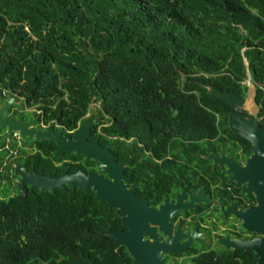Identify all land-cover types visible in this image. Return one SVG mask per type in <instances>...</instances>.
Here are the masks:
<instances>
[{
    "label": "trees",
    "instance_id": "obj_1",
    "mask_svg": "<svg viewBox=\"0 0 264 264\" xmlns=\"http://www.w3.org/2000/svg\"><path fill=\"white\" fill-rule=\"evenodd\" d=\"M244 57L264 102V0H0V81L68 105L70 130L100 101L112 124L94 134L118 161L132 136L233 134L208 87L242 94ZM5 211L0 264H133L94 192H40Z\"/></svg>",
    "mask_w": 264,
    "mask_h": 264
},
{
    "label": "flooded vegetation",
    "instance_id": "obj_2",
    "mask_svg": "<svg viewBox=\"0 0 264 264\" xmlns=\"http://www.w3.org/2000/svg\"><path fill=\"white\" fill-rule=\"evenodd\" d=\"M241 84L247 88L235 94L244 98L249 81ZM256 90V108L248 105L243 113L249 121L257 113L256 121L264 131V102ZM94 110L100 123L93 126L88 141L108 149L117 162L125 160L118 161L116 146L104 145L107 142L94 134L105 135L104 129L112 124L100 101L94 98L77 128L70 130L68 105L53 97L30 95L24 88H8L0 81V222L8 220L6 208L41 192H32L29 184L23 192V174L60 177L73 175L77 169L87 175L98 173L95 161L85 156L74 159L72 152L56 143L24 136L7 123L42 133L61 130V139L69 140L85 120L93 118ZM127 142L132 160L124 171L131 176L127 185L131 183L129 188L148 210V218L166 223L147 221L149 231L143 238L150 245L147 264H157L156 257L160 264H264V155L256 156L249 139L235 133L171 139L145 135L132 136ZM223 156L225 162L217 163L216 158ZM182 207L187 209H178ZM165 243L171 246L167 251L159 248Z\"/></svg>",
    "mask_w": 264,
    "mask_h": 264
},
{
    "label": "water",
    "instance_id": "obj_3",
    "mask_svg": "<svg viewBox=\"0 0 264 264\" xmlns=\"http://www.w3.org/2000/svg\"><path fill=\"white\" fill-rule=\"evenodd\" d=\"M244 63L247 69V80L249 81V90L246 97L243 98L232 92L221 91L215 87H208V91L211 95L230 106L229 129L233 133L249 139L253 143L256 156L257 154L264 155V131L261 130L256 121L257 113L254 114L255 119L253 121L245 119L243 113L248 105L256 108L255 96L257 94L256 87L252 83L249 64L245 57ZM99 123L100 115L94 110L93 118L85 120L80 130L69 140L61 139V130L54 134L42 133L28 130V127L22 124L7 123L11 129L20 130L24 136H30L38 140H48L51 143H56L62 150L72 152L77 156H85L97 163L98 173L90 175L84 174L80 169H77L73 175L65 174L60 177L55 175L46 177L33 173L23 174V192H25V184L32 186V192L47 193L54 192L56 189L65 190L66 185H70L73 190L81 189L86 193L94 192L101 201L107 203L110 210H115V214L122 221L123 226L127 228V231L109 230L106 236L114 239L117 246L126 248L129 255L134 259V264H147L151 257L148 253L150 245L148 242L143 241L145 234L149 231L147 221L163 226L166 223L156 217L148 218V210L128 187L127 184L131 181V176H127L124 171L131 164V158L117 162L113 153L108 149L88 141L91 129ZM216 162L224 163V156L220 159L216 158ZM183 197L181 196L179 199ZM192 198H195V196H192ZM178 209L185 210L187 207ZM187 245H183V248H186ZM159 248L167 251L171 246L169 243H165ZM156 261L157 264H160L158 257H156Z\"/></svg>",
    "mask_w": 264,
    "mask_h": 264
}]
</instances>
